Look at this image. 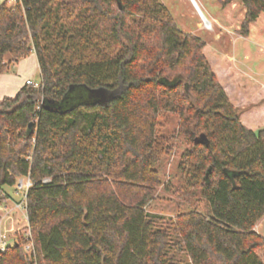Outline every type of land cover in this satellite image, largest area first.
I'll list each match as a JSON object with an SVG mask.
<instances>
[{
    "label": "trees",
    "instance_id": "16d2710c",
    "mask_svg": "<svg viewBox=\"0 0 264 264\" xmlns=\"http://www.w3.org/2000/svg\"><path fill=\"white\" fill-rule=\"evenodd\" d=\"M235 1L248 36L264 0L223 5ZM205 47L178 30L160 0L0 4V76L32 54L41 73L39 87L0 102V207L11 200L5 187L29 178L35 248L29 256L19 233L0 264H175L172 250L191 264H264L255 232L264 218V129L242 123ZM82 87L115 98L57 109ZM165 114L180 118L178 134L192 147L179 165L185 196L207 204L174 218L173 232L146 209L173 151L161 146Z\"/></svg>",
    "mask_w": 264,
    "mask_h": 264
},
{
    "label": "rangeland",
    "instance_id": "374dc122",
    "mask_svg": "<svg viewBox=\"0 0 264 264\" xmlns=\"http://www.w3.org/2000/svg\"><path fill=\"white\" fill-rule=\"evenodd\" d=\"M3 1L5 0H0V4ZM160 1L171 13L179 31L196 35L206 42L204 54L214 70L223 77L230 74L234 78L238 72H242L241 81L249 87L246 86L244 90L235 89L240 90L238 94L244 98L239 100L241 104L238 103L241 113L244 114L243 120L255 130L264 129V91H262L264 89L259 90L257 95L252 89V87L260 88L261 82L264 81V14L251 25L249 36L243 37L240 29L246 11L239 1L226 7L223 5L225 0H194L197 7L192 0ZM20 65V68H16L17 64H14L7 74L15 75L20 69L22 77L18 82L31 80L38 85L41 83L36 56L26 57ZM220 81L222 85L229 86L228 77ZM9 96L8 98H15L16 94ZM235 96L236 94L234 98ZM114 98L115 95L107 90H90L82 87L74 90L67 100L57 104L56 107L58 110L68 111L81 105L106 104ZM235 104L237 105L236 102ZM251 104H259V106L252 111L250 110L252 108L247 109ZM179 122L180 118L173 114H165L161 118L159 132L164 138L161 146L173 148V151L171 154L163 155L158 170L164 185L159 188L146 208L150 214L163 217L164 220L158 221L159 226L171 232H173V219L178 215L195 208L204 212L207 208L206 202L200 195L191 200L185 196L190 189L179 172V165L182 154L192 147L182 135L178 134ZM5 191L11 196V200L0 211V232L8 235L9 243H14L19 233L25 235L27 232L26 211L23 208L16 209V205L24 204V194L16 193L17 186L5 187ZM255 232L264 238V218L257 224ZM257 254L264 263V247L260 248ZM170 257L175 264H191L189 258L176 251L172 250Z\"/></svg>",
    "mask_w": 264,
    "mask_h": 264
},
{
    "label": "crops",
    "instance_id": "0c3cea01",
    "mask_svg": "<svg viewBox=\"0 0 264 264\" xmlns=\"http://www.w3.org/2000/svg\"><path fill=\"white\" fill-rule=\"evenodd\" d=\"M193 1V3H194V5H195V7H197L198 5L195 3V1L194 0H192ZM249 36V35H248ZM248 36H246V37H248ZM244 37V36H243ZM32 56H36L35 54H32ZM37 58V57H36ZM26 58H24V59H21L20 61H18L17 63H15V64H17V66H16V68H20V63H21V61L22 60H25ZM212 66V65H211ZM213 68V67H212ZM214 70V69H213ZM214 72L216 73V75H217V77H218V79H219V81L222 79V78H227L228 77V79H230V82H229V86L228 85H226V86H224V85H222V83H221V81H220V83H221V85L223 86V88L225 89V91H226V93H227V95H228V97H229V99H230V101L232 102V104H234V106H236L237 108H239L238 107V103H240L241 104V100H243L244 98L241 96H239V94H238V91H240V90H236L237 88H239V89H241V88H243V90L246 88V86H247V84L245 83V82H243V81H241L242 80V78H241V74H242V72H238L237 73V76L234 78V76L233 75H227V76H222V75H220V73H218L216 70H214ZM21 71H20V69H19V71H18V73H16L15 75H10V74H7V72L6 73H4V74H2L1 76H0V102L1 101H3L5 98H8V97H10L9 95H17V93L25 86V83L27 82V81H31V80H27L26 82H24V83H21V82H18V80H21ZM249 85V84H248ZM247 87H249V86H247ZM236 88V89H235ZM252 89H254V94L255 95H257L259 92V90H262V89H264V81H262L261 82V84H260V88L259 87H252ZM262 91H264V90H262ZM236 94V98H234V95ZM239 98V99H238ZM233 99H236V100H233ZM241 99V100H240ZM233 100V101H232ZM240 100V101H239ZM237 103V105L235 104V102ZM261 101H259V103H260ZM257 106H259V104H251V105H249V107H247V109H249V108H252V109H250V110H252L253 111V109L255 108V107H257ZM244 108V107H243ZM246 108V107H245ZM244 110V109H243ZM244 114H242L241 115V121H242V123L247 127V128H249V129H251V130H253V131H259V130H255L254 128H252V127H250V126H248V125H246V122H245V120H243V118H244V116H243ZM247 117V116H246ZM245 119V118H244Z\"/></svg>",
    "mask_w": 264,
    "mask_h": 264
},
{
    "label": "built area",
    "instance_id": "2783aa9c",
    "mask_svg": "<svg viewBox=\"0 0 264 264\" xmlns=\"http://www.w3.org/2000/svg\"><path fill=\"white\" fill-rule=\"evenodd\" d=\"M19 0H8L9 3L11 4H15L17 3ZM27 85L29 86H33V87H39L38 84H35L34 82L32 81H27L26 82ZM45 182H49V180H45ZM32 184L29 180V178H26V179H20L17 183V189H18V194L23 192L24 194V204H18L16 205V209H24L26 211V198H27V192L28 190L31 188ZM2 210V207H0V211ZM6 210V208H5ZM25 237L28 241V244L25 246V252L30 256L34 253L35 251V248H34V244H33V241H32V236H31V233L30 231H27L25 233ZM8 235L3 233V232H0V255H2L3 253H5L8 249L9 246H12L14 243H9L8 241Z\"/></svg>",
    "mask_w": 264,
    "mask_h": 264
},
{
    "label": "water",
    "instance_id": "95a60500",
    "mask_svg": "<svg viewBox=\"0 0 264 264\" xmlns=\"http://www.w3.org/2000/svg\"><path fill=\"white\" fill-rule=\"evenodd\" d=\"M32 127V125H30ZM211 172V169L208 171L207 175H206V178L208 179L209 178V174Z\"/></svg>",
    "mask_w": 264,
    "mask_h": 264
}]
</instances>
